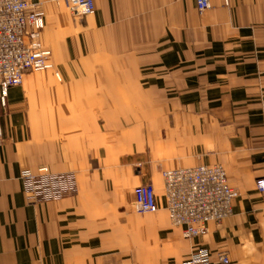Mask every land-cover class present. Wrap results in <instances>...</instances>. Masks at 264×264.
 Listing matches in <instances>:
<instances>
[{"label": "crops", "instance_id": "crops-1", "mask_svg": "<svg viewBox=\"0 0 264 264\" xmlns=\"http://www.w3.org/2000/svg\"><path fill=\"white\" fill-rule=\"evenodd\" d=\"M28 1L64 80L29 70L0 103V264H184L201 247L215 264H264V0H94L82 16ZM202 163L239 196L188 238L162 173ZM45 165L71 187L38 197L21 173ZM148 182L160 208L137 213Z\"/></svg>", "mask_w": 264, "mask_h": 264}, {"label": "built area", "instance_id": "built-area-1", "mask_svg": "<svg viewBox=\"0 0 264 264\" xmlns=\"http://www.w3.org/2000/svg\"><path fill=\"white\" fill-rule=\"evenodd\" d=\"M76 15L93 14L94 0H64ZM197 8L204 12L212 6L211 0H196ZM46 25V12L37 3L28 0H0V103L12 86L21 85L29 70L53 68L52 52L42 45L40 37ZM56 77L60 73L55 71ZM5 139L0 119V147ZM164 180L165 207L172 222L183 227L188 238L208 233L211 222L220 223L232 212V201L239 191L228 181L226 170L219 164H197L166 169ZM21 177L31 185L38 197L51 198L55 189L66 191L71 187L68 173L51 170L48 166L37 171L24 169ZM257 187L264 193V176L257 179ZM160 200L152 182L134 189L133 209L137 213L156 212ZM219 261L230 262L227 253L219 252ZM213 253L197 248L184 264H215Z\"/></svg>", "mask_w": 264, "mask_h": 264}, {"label": "rangeland", "instance_id": "rangeland-1", "mask_svg": "<svg viewBox=\"0 0 264 264\" xmlns=\"http://www.w3.org/2000/svg\"><path fill=\"white\" fill-rule=\"evenodd\" d=\"M55 4L59 7V8H62L63 9V12H66L67 14H74V12L72 11V9L65 3V1L64 0H55ZM42 8H43V10H45L44 9V7L42 6ZM46 12V11H45ZM51 47V46H50ZM48 47L50 50H51V52H52V56H51V63H52V65H53V68H49V70H54V71H57V69H56V63L53 61V53H54V48L53 47ZM45 70H48V69H45ZM45 70L43 71V70H37V71H35V72H38V73H43V72H45ZM56 73V72H55ZM55 75V74H54ZM62 75V74H61ZM55 77V76H54ZM61 79H59L58 77H56V78H53V81L55 82H62L63 80H64V77H63V75H62V77H60ZM114 97H115V95H114ZM115 114H117L116 113V111H113L112 112V117L114 118V115ZM45 166H48L49 168H50V166L49 165H45ZM40 167H43V166H40ZM40 167H38L37 168V170L40 168ZM51 169V168H50ZM36 170V171H37ZM52 170V169H51ZM33 171H35V170H33ZM54 171V170H53Z\"/></svg>", "mask_w": 264, "mask_h": 264}]
</instances>
